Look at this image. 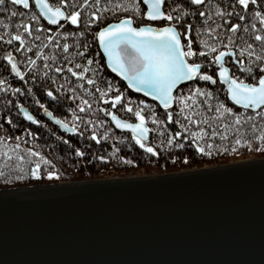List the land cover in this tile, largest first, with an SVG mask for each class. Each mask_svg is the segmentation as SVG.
Returning a JSON list of instances; mask_svg holds the SVG:
<instances>
[{
    "label": "snow or ice",
    "instance_id": "obj_1",
    "mask_svg": "<svg viewBox=\"0 0 264 264\" xmlns=\"http://www.w3.org/2000/svg\"><path fill=\"white\" fill-rule=\"evenodd\" d=\"M18 6L26 11H21ZM0 12L4 13L0 16V45L6 49L0 57L6 62L2 65L4 70L9 77L21 80L27 79L26 73L31 74L33 81L41 76L45 79L51 76L57 92L72 93L67 97L75 105L68 108L72 113L71 126L47 112L67 132L77 133L83 124L84 131L96 129L90 132L91 140L99 143L101 138L114 139L128 143L131 148L127 137L116 136L111 127H104V122L96 117L99 112L110 117L117 129L130 130L131 141L151 156L158 155L157 144L159 151H167L184 149V141H190L187 146L194 148L197 155L211 157L218 149L227 151L224 145L229 136H233L231 144L235 152L241 145L251 147L249 139L245 138L249 133L252 140L260 143V149H264V0H103V3L102 0H34V9L31 0H0ZM115 13L122 15L119 18L114 16L113 22L104 23L106 15ZM41 18L56 26L55 31L45 27ZM82 20V31L62 30L65 24L70 22L77 26ZM159 20L167 23L154 26L152 22ZM92 25H98V29L89 37L87 33L92 31ZM193 25L200 56L206 57L202 62L209 67L217 66L215 75L224 85L225 96L245 111H234L212 91L197 86L174 95L173 89L181 81L198 77L200 81L215 83L213 75L201 70V62H189V58L196 55L194 42L189 39ZM182 39L186 43H182ZM92 41L98 42L107 67L122 77L129 88L143 91L159 102L165 110L163 118L157 115L155 105L144 100L133 102L131 98L125 102L119 85L111 79L104 81L102 65H98L93 56H85ZM226 57L241 75L230 71ZM246 77H250L251 82ZM101 82L105 83L104 87L99 86ZM93 85H97L95 89ZM10 87L5 79H0V91H7ZM11 91L16 93L20 89L11 88ZM45 91L48 97L56 99L51 90ZM96 93H99L98 97ZM77 100L79 103H75ZM97 100L111 101L113 108L116 102H120L123 109L134 114L135 122L118 118L112 110L98 104L93 109ZM36 103L44 108L39 100ZM174 103L177 104L175 111L171 108ZM248 109L252 112L249 113ZM24 116L28 121L38 123L28 112H24ZM147 121L155 127L150 129ZM171 123L177 126L174 132L170 130ZM100 130H103L102 137ZM150 131L159 134L161 139L150 143ZM80 135L83 137L84 132L81 131ZM217 137L220 144L214 143ZM15 147L19 149L20 145ZM117 151L113 146L112 154ZM25 152L27 159L31 160L32 178L39 179L42 175L48 179L58 178L54 170L41 171V164L48 165L51 161L42 157L39 151L27 148ZM11 155L16 157L17 167L23 170L24 165L19 162L26 157L16 152ZM75 155L79 157L84 153L77 147ZM3 156L9 160V151ZM32 157L39 159L32 160ZM98 158L106 159L105 156ZM120 159L124 161V157ZM188 159L185 156L184 162L187 163ZM125 162L133 163L132 160ZM170 179L173 178L136 182L158 183ZM46 191L49 190L4 192L0 193V201L8 202L19 196L40 195Z\"/></svg>",
    "mask_w": 264,
    "mask_h": 264
},
{
    "label": "water",
    "instance_id": "obj_2",
    "mask_svg": "<svg viewBox=\"0 0 264 264\" xmlns=\"http://www.w3.org/2000/svg\"><path fill=\"white\" fill-rule=\"evenodd\" d=\"M99 52L130 92L163 109L153 97L129 88ZM192 79L181 81L173 93ZM19 111L33 122L24 116L32 115L26 108ZM47 112L43 115L67 132ZM163 177L173 179L136 182ZM35 189L49 191L0 201V264H264V157L172 173L0 188V193Z\"/></svg>",
    "mask_w": 264,
    "mask_h": 264
},
{
    "label": "trees",
    "instance_id": "obj_3",
    "mask_svg": "<svg viewBox=\"0 0 264 264\" xmlns=\"http://www.w3.org/2000/svg\"><path fill=\"white\" fill-rule=\"evenodd\" d=\"M177 2H179V0H177ZM31 6L34 9L32 1ZM18 7H20L21 11H26L22 8V6ZM164 10H167V8ZM3 15L4 13L0 12V16ZM120 15H122V13L106 15L104 17V23L113 22L114 16L115 18H119ZM41 22L45 25V27L51 28L53 32L55 31V27L46 25L42 20ZM186 22L187 21H185V23ZM152 23L154 26H163V24L167 23V21L161 20L159 22ZM99 26H103V24H100ZM177 27L179 28L180 26L177 25ZM91 28L92 31L87 33L89 37H91L98 29V25H92ZM83 29L84 24L82 20L81 24L77 26H72L69 22L68 24H65V27L62 30L72 32L82 31ZM71 39L72 38L69 40L70 43ZM189 39L193 40V46L196 51V55L189 58V62H201V70L213 75L215 83L200 81L198 77H195L189 83L180 86L174 92V95L178 96L181 91L187 92L190 87L197 86L212 91L214 96H217L218 99L221 102H224L227 106L233 107L234 111H245L241 108H237L228 101L225 96L224 85L219 80V77L215 75L217 66L213 64L209 67L207 63L202 62L206 59V57L200 56V48L198 43H196L197 37L194 25L189 34ZM83 42V38H81V43ZM182 43H186V41L182 39ZM5 50L4 46L0 45V57H2ZM85 56H93L94 60H97L98 65H102L101 71L104 81L111 79L113 83L118 84L119 90L124 93L122 99L125 102H127L129 98H131L133 102L144 100L147 104L155 105L156 107L154 110L157 112V115L163 118L165 110L161 109L155 102L130 92L122 81L108 71L105 66L104 59L99 52L96 41H92L91 47L85 53ZM226 61H229L226 63V66L230 68V71L236 75H241V73L237 71L236 67L230 62L229 57H226ZM5 63L6 62H3L2 59H0V79H5L11 87L7 91H0V188L93 178L97 174H106L109 172L133 173L140 169L148 168L157 169L159 172L177 171L197 165L235 159L240 156H248L250 154L260 156L264 155V149H260V143L252 140L251 133H249L245 138L249 139L251 147L241 145L237 147L235 152L232 151L231 144L233 136H229L228 143L224 145L227 151L222 152L218 149L216 154L211 157L197 155L194 148L187 146L190 145V141H184L186 145L184 149H170L167 151H159V144H157L158 155L151 156L150 154L144 153L143 150L139 149L138 146L134 144V141H131L130 133L116 131L112 127L109 117L99 112H97L96 117L104 122V127H111L113 130L112 134L116 136L127 137L128 141L132 145L131 148H129L128 143H120L114 139L101 138L99 143H97V141L90 139V132L96 129L84 131L85 126L83 124H80V129L77 133H67L62 131L57 125L51 123L43 115V111L46 109L49 112H52L53 116L71 126L73 124L72 113L68 112V108L74 107L75 105L74 102L67 99V97L72 95V93L57 92L56 87L51 83V76L47 79L41 76L35 81L31 79L30 73L25 74L27 78L26 80H21L15 76L9 77L8 73L2 66ZM40 64L42 65L43 62L40 61ZM86 75H90V73H86ZM72 79L74 80L75 78ZM246 79L248 82H251L250 77H246ZM59 83L60 81L58 80L57 84ZM96 86L97 85H93V89H95ZM99 86L104 87L105 83L101 82ZM11 88H19L20 92L14 93L11 91ZM29 89H31V91H29ZM45 89L51 90L56 99L48 97ZM218 89L219 92H217ZM98 96L99 93H96V97ZM37 100L44 105L43 109L36 103ZM75 103H79V101L77 100ZM97 104L99 107L109 108L117 116L129 121H135L134 114L123 109L120 102H116V106L113 108L111 101L105 103L104 101L97 100V102L92 106L93 109H96ZM19 106L26 108L34 116V120L38 121V123H28L24 121L21 117ZM213 107H215V101H213ZM176 108L177 104L174 103L172 110L175 111ZM247 111L249 113L252 112L251 110ZM78 114L83 115L82 113ZM144 114L147 115V110H145ZM76 123L79 122L77 121ZM146 123L150 129L155 127L150 121H147ZM170 130L172 132L177 130L175 123L170 124ZM81 131L84 132L83 137L80 135ZM102 131L103 130H100L101 137ZM160 139L161 136L159 134L150 131V143L153 140L159 141ZM214 143L220 144L221 141L217 137L214 139ZM17 144L20 145L19 149H16L15 147ZM113 146L118 149L115 154H112ZM77 147L81 148V151L84 153L83 156L78 157L75 155V149ZM27 148L39 151L42 157L51 161L48 165L41 164V171L44 172L45 170H54L58 173V178L48 179L44 175H42L39 179L32 178L30 176L31 160L27 159V153L25 152ZM5 151H9V160L4 159L3 153ZM12 152H16L17 155H24L26 157L24 161L19 162L24 165L23 170L17 167L18 161L15 156L11 155ZM99 156H105L106 159L100 160L98 158ZM173 156L177 157V159L173 160ZM185 156H188L189 158L187 163L184 162ZM120 157H124V161H121ZM38 159L39 158L37 157H32V160ZM127 160H132L133 163L128 164L125 162ZM20 176H23V179H18Z\"/></svg>",
    "mask_w": 264,
    "mask_h": 264
},
{
    "label": "rangeland",
    "instance_id": "obj_4",
    "mask_svg": "<svg viewBox=\"0 0 264 264\" xmlns=\"http://www.w3.org/2000/svg\"><path fill=\"white\" fill-rule=\"evenodd\" d=\"M32 3H33V1H32ZM262 157H264V155L263 156H260V155H256V154H254V155L253 154H250L248 156H240V157H237L235 159L224 160V161H217V162H214V163H208V164H203V165H197V166H193L191 168H185V169L177 170V171L173 170V171H167V172L166 171L159 172L157 169L148 168V169H140V170L135 171L133 173L109 172V173H106V174H97L93 178H83V179H78V180L76 179V180H71V181H58V182H76V181H84V180H90V179L115 178V177H119V176L129 177V176H143V175H154V174L172 173V172L188 171V170H192V169H199V168H203V167H211V166H215V165H221V164H226V163L241 161V159L262 158ZM51 183H55V182H51ZM18 187H24V186H18Z\"/></svg>",
    "mask_w": 264,
    "mask_h": 264
},
{
    "label": "bare ground",
    "instance_id": "obj_5",
    "mask_svg": "<svg viewBox=\"0 0 264 264\" xmlns=\"http://www.w3.org/2000/svg\"><path fill=\"white\" fill-rule=\"evenodd\" d=\"M45 184H48V183H45ZM25 187V186H24ZM8 188V187H7Z\"/></svg>",
    "mask_w": 264,
    "mask_h": 264
}]
</instances>
